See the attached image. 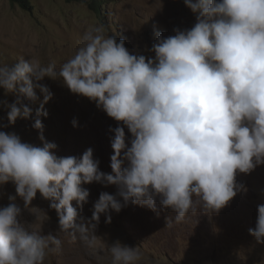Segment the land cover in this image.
<instances>
[{
  "label": "clouds",
  "instance_id": "obj_1",
  "mask_svg": "<svg viewBox=\"0 0 264 264\" xmlns=\"http://www.w3.org/2000/svg\"><path fill=\"white\" fill-rule=\"evenodd\" d=\"M184 4L195 24L167 37L157 33L154 56L134 54L124 39L92 25L59 69L54 62L23 57L0 66V89L16 95L12 103L0 101L9 124L32 118L43 141L33 146L0 131V184L13 183L26 207L39 193L57 213L59 231L89 248L100 239L101 214L110 223V210L119 213L131 202L159 216V203L175 213L165 218L171 227L198 207L218 213L247 190L237 174L264 165V0ZM46 77L62 81L118 122L110 128L111 173L100 170L91 148L79 157H61L53 151L57 145L44 139L41 118L53 98L42 83ZM93 182L114 185L116 192H101L89 219L81 214L89 197L82 185ZM20 213L15 203L0 207V264H45L62 241L21 223ZM248 231L264 244V203L257 205ZM107 251L111 264L142 258L138 246L118 239L107 243Z\"/></svg>",
  "mask_w": 264,
  "mask_h": 264
},
{
  "label": "rangeland",
  "instance_id": "obj_2",
  "mask_svg": "<svg viewBox=\"0 0 264 264\" xmlns=\"http://www.w3.org/2000/svg\"><path fill=\"white\" fill-rule=\"evenodd\" d=\"M29 2L31 7L27 9L12 0H0V66L12 65L23 57L38 59L44 65L54 62L59 69L82 46V36L92 25H103L106 34L115 36L117 41L124 39L130 52L151 57L157 33L167 37L175 34L174 29H190L196 22L184 0H102L103 15L94 12L91 0ZM42 83L53 93V98L44 105L48 115L41 118L43 137L57 145L53 150L56 155L79 157L91 148L93 158L100 162V170L111 173L110 138L114 133L110 128H115L118 122L111 118L96 129L76 134L61 120L66 116L86 119L85 126L90 128L102 110L88 98L71 93L60 80L46 77ZM37 96L43 99L38 90ZM4 100L12 103L16 95H5L0 89V101ZM33 122L32 118H18L15 124H9L6 110L0 107V131L15 133L22 142L42 147L40 132L32 127ZM125 133L130 139L127 128ZM236 180L247 190L238 193L218 213L198 207L195 213L189 212L182 222L171 227L166 226L165 218H174L175 213L159 203V216L131 202L119 213L110 210V223L105 222L106 214H101L96 230L100 239L94 248L60 232L57 213L39 193L26 207L13 183L0 184V207L15 203L21 209L18 218L21 223L34 231L51 232L62 241L61 250L50 254L45 264H111L107 243L117 239L140 248L142 258L137 264H264V244L258 243L248 231L255 226L257 205L264 203V165L248 174L238 173ZM82 187L89 191V197L81 214L89 219L100 193L116 192V186L96 182ZM73 206L76 207L75 201Z\"/></svg>",
  "mask_w": 264,
  "mask_h": 264
},
{
  "label": "bare ground",
  "instance_id": "obj_3",
  "mask_svg": "<svg viewBox=\"0 0 264 264\" xmlns=\"http://www.w3.org/2000/svg\"><path fill=\"white\" fill-rule=\"evenodd\" d=\"M100 111V110H99ZM96 123L92 127H86L85 123L87 122L86 119L79 120L76 117L73 116H66L64 119L61 120V122L68 126L70 130L76 131V134L82 130H91V129H96L97 126H100L103 124V122H106L111 119L110 117L107 116V114L104 111H101L98 115L95 116ZM73 120H75L76 126H73ZM73 131V132H74ZM76 136V135H75Z\"/></svg>",
  "mask_w": 264,
  "mask_h": 264
},
{
  "label": "trees",
  "instance_id": "obj_4",
  "mask_svg": "<svg viewBox=\"0 0 264 264\" xmlns=\"http://www.w3.org/2000/svg\"><path fill=\"white\" fill-rule=\"evenodd\" d=\"M13 2H18L19 4H21L22 7L30 9L31 7V3L29 2V0H12ZM93 0H91L92 2ZM102 0H98V2L93 1L92 3H90L91 8L94 10V12H96L98 15H103L102 14V5L101 2Z\"/></svg>",
  "mask_w": 264,
  "mask_h": 264
}]
</instances>
